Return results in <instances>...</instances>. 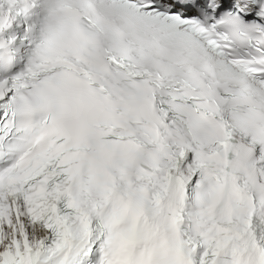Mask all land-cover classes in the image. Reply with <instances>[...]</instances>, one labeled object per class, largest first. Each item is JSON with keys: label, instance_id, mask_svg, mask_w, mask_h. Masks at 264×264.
Here are the masks:
<instances>
[{"label": "snow or ice", "instance_id": "6c2138e0", "mask_svg": "<svg viewBox=\"0 0 264 264\" xmlns=\"http://www.w3.org/2000/svg\"><path fill=\"white\" fill-rule=\"evenodd\" d=\"M0 264H264V0H0Z\"/></svg>", "mask_w": 264, "mask_h": 264}]
</instances>
